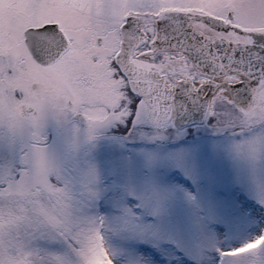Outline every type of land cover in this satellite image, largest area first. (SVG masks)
Wrapping results in <instances>:
<instances>
[{
  "label": "rangeland",
  "instance_id": "374dc122",
  "mask_svg": "<svg viewBox=\"0 0 264 264\" xmlns=\"http://www.w3.org/2000/svg\"><path fill=\"white\" fill-rule=\"evenodd\" d=\"M13 2L0 0V205L54 198L47 227L28 230L50 264H221L218 249L264 234V97L243 114L217 104L222 132L113 125L89 139L51 95L65 85L72 110L83 102L72 33L71 55L39 66L23 32L60 21L21 20ZM17 219L0 210V264L23 243L6 230ZM240 264H264V247Z\"/></svg>",
  "mask_w": 264,
  "mask_h": 264
},
{
  "label": "snow or ice",
  "instance_id": "6c2138e0",
  "mask_svg": "<svg viewBox=\"0 0 264 264\" xmlns=\"http://www.w3.org/2000/svg\"><path fill=\"white\" fill-rule=\"evenodd\" d=\"M5 8L19 9L21 20L58 19L28 33L61 37L67 55L73 49L64 30L72 33L84 91L73 111L87 122L89 139L113 125L174 129L192 107L222 132L217 102L242 103L241 91L248 105L264 97V0H14ZM261 247L264 234L218 249L221 264H240Z\"/></svg>",
  "mask_w": 264,
  "mask_h": 264
},
{
  "label": "clouds",
  "instance_id": "9594fccd",
  "mask_svg": "<svg viewBox=\"0 0 264 264\" xmlns=\"http://www.w3.org/2000/svg\"><path fill=\"white\" fill-rule=\"evenodd\" d=\"M24 191H27L25 188ZM36 196V193H33ZM41 201L30 197H10L6 204L0 205V210L12 212L17 216L15 223L8 225L6 230L13 238L20 237L23 243L13 246L5 254L4 264H50L46 254L41 255L28 239L30 228L42 230L47 227L48 216L56 211L54 198L47 194H40Z\"/></svg>",
  "mask_w": 264,
  "mask_h": 264
},
{
  "label": "water",
  "instance_id": "95a60500",
  "mask_svg": "<svg viewBox=\"0 0 264 264\" xmlns=\"http://www.w3.org/2000/svg\"><path fill=\"white\" fill-rule=\"evenodd\" d=\"M29 29L32 28H28L24 32L25 41L33 57L40 64L44 66L53 64L65 53L61 47V37L51 35H38L35 33L29 34ZM63 40L67 41L70 46V43L65 35L63 36ZM79 118L83 122L85 121L80 116ZM204 122L205 121L203 119L202 110L192 107L187 114H179L176 118L175 124L176 127L182 128L194 124H202Z\"/></svg>",
  "mask_w": 264,
  "mask_h": 264
},
{
  "label": "flooded vegetation",
  "instance_id": "af4514ba",
  "mask_svg": "<svg viewBox=\"0 0 264 264\" xmlns=\"http://www.w3.org/2000/svg\"><path fill=\"white\" fill-rule=\"evenodd\" d=\"M58 87H60L63 91H62V93H56V95H54L53 93L51 94L52 96H55V97H59L60 98V100H62V103H64V101H66L67 100V105H63V107H62V109H63V111L64 112H67V113H70V114H72L73 112V110H72V106H73V103L71 102V101H69L68 99H66L67 97H66V93L68 92V90H67V88H66V86L65 85H57ZM239 99H240V101L242 102V103H237V104H233V103H231L230 102V98H228V99H226V100H224V101H221L223 104H224V102L226 103H230V105L232 106V107H243V106H246L247 105V100H248V95H247V93H245V92H243V91H241V93H240V95H239ZM255 103V102H254ZM254 103L252 104V105H250L249 107H251V106H253L254 105Z\"/></svg>",
  "mask_w": 264,
  "mask_h": 264
},
{
  "label": "bare ground",
  "instance_id": "6f19581e",
  "mask_svg": "<svg viewBox=\"0 0 264 264\" xmlns=\"http://www.w3.org/2000/svg\"><path fill=\"white\" fill-rule=\"evenodd\" d=\"M66 54H63L62 56H61V58H59L54 64H56L57 62H59L64 56H65Z\"/></svg>",
  "mask_w": 264,
  "mask_h": 264
}]
</instances>
